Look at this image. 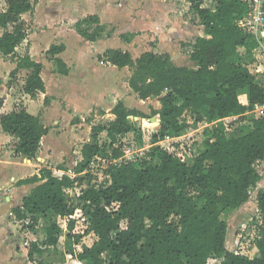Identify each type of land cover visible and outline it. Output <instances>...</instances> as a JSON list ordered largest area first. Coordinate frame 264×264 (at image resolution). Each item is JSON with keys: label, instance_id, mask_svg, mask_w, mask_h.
I'll return each instance as SVG.
<instances>
[{"label": "trees", "instance_id": "trees-1", "mask_svg": "<svg viewBox=\"0 0 264 264\" xmlns=\"http://www.w3.org/2000/svg\"><path fill=\"white\" fill-rule=\"evenodd\" d=\"M2 1L0 52L11 55L28 37L22 15L33 13L35 2ZM187 1L204 34L190 43V63L184 69L167 53L145 51L136 60L129 51L106 54L113 65L131 69L129 83L141 99L156 97L162 103L161 109L154 111L160 126L151 134L153 145L147 154L134 159L125 156L121 136L134 133L138 145L143 140L142 128L130 120V115L147 116L120 101L113 109L114 120L92 128L91 140L84 143L77 164H58L57 169L66 171L61 177L52 169L42 168L41 182L23 197L21 205L12 208L23 227L32 231L41 215L55 217L45 225L43 240L30 243L28 260L32 263L55 264L44 254L60 240L62 227L56 217L68 218L71 233L75 220L70 217L79 209L88 221L86 232L97 236L91 246L83 245L76 255L84 264H208L212 258L219 264H264V188L257 194L262 222L254 241V256L228 249L229 225L222 218L224 211L243 207L250 200V189L262 178L255 165L264 159V118L247 113L253 104H264V86L242 62L257 43L236 23L248 7L241 0ZM74 27L91 41L106 33L98 15H89ZM65 48L63 43L51 44L46 52L61 74L69 72L57 56ZM18 59L16 70L31 69L24 91L31 96L44 91L43 64L29 55ZM242 91L248 96V104L240 101ZM186 114L194 124L207 118L218 126L206 129L202 144L195 143L199 149L195 158L184 161L159 142L191 127ZM234 116L253 124L244 133L236 130L226 135L222 120ZM0 123L4 132L17 137L16 155L36 157L47 131L38 116L20 107L1 114ZM103 132L108 141L100 144ZM104 154L108 164L103 169L104 179L97 181L93 166ZM69 170L74 176L67 173ZM76 188L81 193L71 202L68 189ZM71 236L75 243L80 242L81 235Z\"/></svg>", "mask_w": 264, "mask_h": 264}, {"label": "crops", "instance_id": "crops-1", "mask_svg": "<svg viewBox=\"0 0 264 264\" xmlns=\"http://www.w3.org/2000/svg\"><path fill=\"white\" fill-rule=\"evenodd\" d=\"M46 1L48 2L41 9L44 20L43 27L40 29L41 33L38 34L35 31V34H32L29 31L27 39L17 47L14 54L4 55L0 52V99H3V103L0 105V115L24 107L29 113L38 116L47 130L36 157L26 159L16 155L15 147L18 139L4 132L0 123V187L5 193L0 196V248L9 241L16 230L14 223L16 217L12 213V208L21 205L23 197L41 182L40 170L42 168L51 169L54 162L57 163V166L68 160L69 164L73 160L72 153H75L72 149L75 139L79 138L84 143L90 141L94 126L106 125L115 119L113 109L118 102L122 101L130 110H139L140 105L145 101L130 86L131 69L113 65L108 61L106 54L113 50L129 51L133 59L136 60L143 53L136 54L139 51L136 41L137 39L141 40L146 32L138 33L134 39L132 37L124 39L121 33L112 36H107V33H104L102 38L91 41L83 37L74 27L77 21L89 15H98L107 32L106 24L110 22V17L115 13L127 15L131 4L140 3L143 0H84V8L79 11V14H77L78 11L72 10L73 15H69V17L66 13L68 12L66 0H40L41 3ZM188 4L190 9V2ZM36 5H34V11ZM139 11L136 16L144 14V10ZM28 13L30 12L24 13L22 18L25 19L24 16ZM52 17L68 19L69 22L51 25L54 20ZM131 20L133 24L138 25L139 22L135 17ZM199 28L203 33L200 25ZM137 31L139 32V30ZM154 31L155 29L151 31L153 35ZM2 32L3 28L0 27V35ZM33 35L38 37V40L32 41ZM190 39L180 42L181 47L189 48V52L192 51L190 45L192 40ZM61 43L66 48L57 56L66 63L69 69L68 74L57 72L54 60L49 59L46 53L51 44ZM25 55H29L33 60L43 64L41 77L45 90L38 92L35 96L24 91L25 80L31 73V69L16 70L18 57ZM13 71L15 74L12 75ZM239 98L242 103H249L245 91L240 93ZM131 116L133 115H130L129 118ZM185 117L191 122V127L183 134L190 133L195 139V143L202 144L206 136V129H212L215 127V123L204 118L194 124L193 118L189 114H186ZM130 120L137 124L134 119ZM140 126L138 125V127ZM159 126L160 124L155 129ZM201 129H203V134L199 141L195 138V134ZM80 130H83L82 134H80ZM101 134L107 136L106 132ZM126 136L136 142L134 133L125 134L121 136L120 140L123 142ZM77 155L80 161L82 153L79 152ZM68 164L65 165L69 166ZM57 170L66 173L64 170ZM69 172L72 171L67 172L70 175ZM9 215L14 221L8 219ZM6 255L8 253L0 250V264H7L5 260H2V257Z\"/></svg>", "mask_w": 264, "mask_h": 264}, {"label": "rangeland", "instance_id": "rangeland-1", "mask_svg": "<svg viewBox=\"0 0 264 264\" xmlns=\"http://www.w3.org/2000/svg\"><path fill=\"white\" fill-rule=\"evenodd\" d=\"M84 0L81 1H72L66 0V10H68L67 15H73L72 10L75 12L81 11L84 8ZM143 0L140 3L131 4L127 15H122L121 13H115L110 17V22L107 25V32L113 31L112 35L116 33H121V35H127V37H136V35L146 32L144 37L141 40L137 39L136 46L139 48V51L136 54L151 50L156 54L163 55L165 53L169 54L172 57V60L180 66L181 69H184L187 64L190 63L188 59V49L181 47L180 42H184L187 39L192 40L197 35H202L201 29L199 28L198 19L195 14L189 9V4L186 0ZM167 1V2H166ZM36 9L33 13H28L24 16V20L27 22L28 30L35 34V31L40 34V29L43 27V11L42 6L48 1L41 3L40 0H34ZM170 4V5H169ZM133 6V7H132ZM5 7V3L0 0V10ZM138 10H144V14H139ZM139 11V12H140ZM74 12V13H75ZM146 12V13H145ZM62 14V13H61ZM154 14V15H152ZM136 18L138 20V25L133 24L131 18ZM51 18V17H50ZM54 18L51 23L56 25V23H68V19L64 18ZM46 19V17H45ZM95 25H93L94 27ZM152 29H155L154 35L152 34ZM139 30V32L137 31ZM136 31V32H135ZM106 32V33H107ZM149 32V33H148ZM105 33V34H106ZM131 35V36H130ZM190 37V38H189ZM38 37H32V41L38 40ZM185 48V49H183ZM243 56V55H242ZM248 57L245 55L242 62H245ZM185 71V70H184ZM187 72V70L185 71ZM141 108L139 109L143 112L147 118H142L138 113L131 116L130 119L137 121V126L141 125L143 132V140L141 145L137 144V141H133L131 137L126 136V139L123 140L124 145L130 146L131 151L127 155V158H137L143 157L147 154V150L153 145L150 134L155 130V124L150 120L153 116H156L157 120L160 119L159 115H154V111L160 110L162 103L156 97H152L148 100H145ZM138 110V109H137ZM247 116H251L247 114ZM249 120H246L245 117H239L236 121L232 122L233 125L242 126L239 129H236L237 132L243 130L242 133L246 132L249 126ZM203 129L198 133L196 132L195 138L197 140L201 139L200 136L203 134ZM83 133V130H80V134ZM188 135H191L190 133ZM83 136V135H82ZM81 136V138H83ZM192 136V135H191ZM73 143V152L72 159L69 164L68 160L64 161V164L75 165L79 161L77 153L81 152L83 141L79 138L75 139ZM108 141L106 135L99 136L100 144H104ZM200 141V140H199ZM198 141V142H199ZM196 142V141H195ZM199 152L198 147L194 148V155L192 158H195ZM74 156V157H73ZM56 164L51 165V169L55 175L64 174L59 172L56 169ZM106 155L100 157L96 164L93 166L94 174L97 177V181L103 180V169L107 165ZM70 175L74 176L73 172H69ZM96 181V182H97ZM94 182V181H93ZM259 188H264V176L258 181L257 185L253 186L250 191V200L240 209L236 211H224L222 218L228 222L229 232L227 236V247L229 250L238 251L240 253L254 256L257 252V249L254 247V241L258 236V225L262 222V217L258 212V203H257V194ZM76 192V193H75ZM81 193L80 188H76L75 191H69L70 201L75 200V196H78ZM72 220H75L74 228L70 233L68 227V218H62L61 216L56 217L57 222L62 227V233L60 236L59 243L57 247H49L46 250L44 257H49L51 261L55 264H84L83 261H80L76 255L82 251L83 245L91 246L97 236L93 232H86L88 227V221L82 215V212L77 209L73 216ZM8 219L14 221L11 216H8ZM55 219L52 215L39 217L38 224L34 231L25 229L23 223L16 218L14 223L16 224V230L14 235L10 237L1 248V252L8 253L5 257H2V260H5L7 264H34L28 260V249L30 243L33 241H42L44 237L43 229L47 223ZM71 234L81 235L79 243H75L74 238ZM44 250V251H45ZM42 258V257H41ZM208 264H219V261L216 259H210Z\"/></svg>", "mask_w": 264, "mask_h": 264}, {"label": "built area", "instance_id": "built-area-1", "mask_svg": "<svg viewBox=\"0 0 264 264\" xmlns=\"http://www.w3.org/2000/svg\"><path fill=\"white\" fill-rule=\"evenodd\" d=\"M248 7V11L236 19L238 27L246 34H249L256 41V46L253 51L246 56L248 59L244 64L264 86V0H241ZM245 57V56H244ZM247 114L255 118H264V104H253ZM239 117H226L222 120L223 132L226 135H231L236 132V129L242 126L233 125ZM252 126V122L248 121ZM218 126L217 122H214ZM160 146L167 149L171 153L176 154L182 160H191L194 153L195 139L191 135H167L159 142ZM132 148L124 145L125 156L129 154ZM194 155V154H193ZM259 174L264 176V159L258 160L255 165ZM60 172V171H59ZM64 173V172H63ZM63 176V174H61ZM58 177H61L60 175ZM68 191H71L68 189ZM251 193V191H250ZM5 195L3 188L0 187V196Z\"/></svg>", "mask_w": 264, "mask_h": 264}, {"label": "water", "instance_id": "water-1", "mask_svg": "<svg viewBox=\"0 0 264 264\" xmlns=\"http://www.w3.org/2000/svg\"><path fill=\"white\" fill-rule=\"evenodd\" d=\"M150 120L155 124V127L160 124V121L156 120V116H153Z\"/></svg>", "mask_w": 264, "mask_h": 264}]
</instances>
